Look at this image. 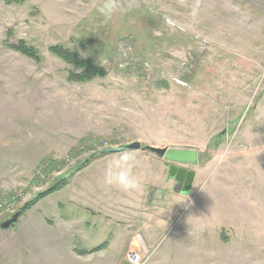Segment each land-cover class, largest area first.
<instances>
[{
    "label": "rangeland",
    "instance_id": "rangeland-1",
    "mask_svg": "<svg viewBox=\"0 0 264 264\" xmlns=\"http://www.w3.org/2000/svg\"><path fill=\"white\" fill-rule=\"evenodd\" d=\"M53 45L107 74L69 80ZM133 141L197 161L99 153ZM116 160L135 187L106 182ZM16 211L0 264H264V0H0V223Z\"/></svg>",
    "mask_w": 264,
    "mask_h": 264
},
{
    "label": "trees",
    "instance_id": "trees-1",
    "mask_svg": "<svg viewBox=\"0 0 264 264\" xmlns=\"http://www.w3.org/2000/svg\"><path fill=\"white\" fill-rule=\"evenodd\" d=\"M6 3H15V4H21L24 3L25 0H4ZM12 49L20 52L21 54L32 58L35 61H40V54L36 48L33 46L28 45L23 39L19 40L17 43L11 45ZM49 51L53 53L54 55L61 58L66 63L75 66L76 68H79V71H70L68 73V79L71 81H77V82H85L90 81L95 76L97 77H104L107 74V71L98 65H96L92 60L88 58H84L80 56L77 52L66 48L61 45H53L49 48ZM104 150H101L100 154H107V152ZM67 180L66 178L59 179L54 185H51L47 190H45L42 193H39L35 196V198L30 201L31 204H35L38 200L46 197L47 195L54 193L64 186H66ZM101 246H98L93 249V251H96L100 249Z\"/></svg>",
    "mask_w": 264,
    "mask_h": 264
},
{
    "label": "water",
    "instance_id": "water-1",
    "mask_svg": "<svg viewBox=\"0 0 264 264\" xmlns=\"http://www.w3.org/2000/svg\"><path fill=\"white\" fill-rule=\"evenodd\" d=\"M147 150L160 158H165L168 161L176 162V163H195L197 161V152L194 149H181V148H168V147H157L153 145H142L139 141H133L128 144L106 148L107 153H117L125 150ZM171 171L175 172L177 170L176 179L180 181H184L182 185V192H187L191 187L194 172L188 171L186 177L184 179L183 173L186 171L185 168H177L176 166H170ZM20 216V211H16L3 222L0 223V229H6L11 224L15 223Z\"/></svg>",
    "mask_w": 264,
    "mask_h": 264
},
{
    "label": "clouds",
    "instance_id": "clouds-1",
    "mask_svg": "<svg viewBox=\"0 0 264 264\" xmlns=\"http://www.w3.org/2000/svg\"><path fill=\"white\" fill-rule=\"evenodd\" d=\"M127 157H125V160ZM112 168L116 169V171H112L110 169L108 180L109 182L119 183L124 188H132L135 187V180L131 177L129 170L121 165L120 160H116Z\"/></svg>",
    "mask_w": 264,
    "mask_h": 264
},
{
    "label": "flooded vegetation",
    "instance_id": "flooded-vegetation-1",
    "mask_svg": "<svg viewBox=\"0 0 264 264\" xmlns=\"http://www.w3.org/2000/svg\"><path fill=\"white\" fill-rule=\"evenodd\" d=\"M177 168H181V166H177ZM181 169H184V168L182 167ZM185 170H186V171L183 173V177H184V179H185V177H186V174H187L188 171H189V170H187L186 168H185ZM178 171H179V170H177L176 173H175V175H174L175 178H176V174L178 173ZM183 182H184L183 180H182V181L178 180V184H176L175 189H180V190H181V189H182Z\"/></svg>",
    "mask_w": 264,
    "mask_h": 264
},
{
    "label": "built area",
    "instance_id": "built-area-1",
    "mask_svg": "<svg viewBox=\"0 0 264 264\" xmlns=\"http://www.w3.org/2000/svg\"><path fill=\"white\" fill-rule=\"evenodd\" d=\"M129 259L133 264H140L139 257L137 254H131L129 255Z\"/></svg>",
    "mask_w": 264,
    "mask_h": 264
},
{
    "label": "crops",
    "instance_id": "crops-1",
    "mask_svg": "<svg viewBox=\"0 0 264 264\" xmlns=\"http://www.w3.org/2000/svg\"><path fill=\"white\" fill-rule=\"evenodd\" d=\"M102 172H103V170H102ZM105 176V175H104ZM105 177H107L108 178V175L107 176H105ZM106 181V180H105ZM106 182H108L109 184H110V182L109 181H106ZM112 183V182H111ZM114 184H115V182H114ZM105 192V190H103L102 188H101V190H100V193L102 194V196H101V199L103 200V198L104 199H106V198H108V193H104ZM110 193V192H109ZM104 201V200H103ZM106 203V202H105ZM106 209H110V206L108 207V208H106Z\"/></svg>",
    "mask_w": 264,
    "mask_h": 264
}]
</instances>
